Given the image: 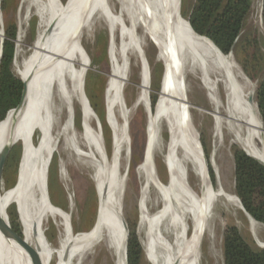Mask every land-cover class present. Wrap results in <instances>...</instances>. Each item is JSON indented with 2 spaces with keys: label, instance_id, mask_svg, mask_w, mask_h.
Returning a JSON list of instances; mask_svg holds the SVG:
<instances>
[{
  "label": "bare ground",
  "instance_id": "1",
  "mask_svg": "<svg viewBox=\"0 0 264 264\" xmlns=\"http://www.w3.org/2000/svg\"><path fill=\"white\" fill-rule=\"evenodd\" d=\"M118 2L119 9L113 11L107 0H66L65 5L61 0H23L27 16L33 14L37 19V32L30 54L16 67L26 88L23 108L20 112H9L0 122V147L3 150L12 149L15 144L22 147L17 181L0 197V226L8 206L15 205L21 217L24 240L14 236L6 240L0 233V264H25L28 249L38 253L37 264H50L54 255L58 256L56 264H82L84 257L99 247L113 251L115 264H125L123 232L117 217L123 218L121 205L130 162L128 160L124 171L120 172L119 154L128 144L124 123L138 105H147L150 91V73L140 51L142 41L135 33L137 25L155 46L164 67L157 105L154 111L147 110L145 156L135 169L141 181L140 227L146 238L141 244L147 261L151 264H202L201 243L217 204L223 201L226 206L242 212L235 194L223 191L217 175L216 188L211 182L198 132L189 118L190 110L203 111L188 100L186 73L194 72L199 76L213 109L216 128L225 130L231 144L238 145L264 165V128L254 100L255 86L242 73L233 55H223L209 40L192 32L180 15L178 0ZM99 14L111 33L108 50L111 71L105 88L110 113L116 111L111 109V104L128 81L131 53L137 55L141 67L139 95L131 109L123 107L122 111H117L122 123L114 130L110 159L102 150L100 123L91 113L84 91L90 63L83 51L82 31L89 30ZM78 105L83 130L78 155L93 170L92 180L99 203L97 217L88 232H68L53 251L43 239L45 226L49 219L69 218L51 204L48 196V168L55 152L53 114L59 106L67 126L75 128ZM161 128L168 136L163 147ZM37 129L41 135L34 144ZM161 147L168 176L166 184L160 182L154 168L155 152ZM213 161L212 155L211 166ZM190 174L198 181L197 190L190 184ZM247 220L252 231L259 227L252 219ZM258 245L264 247V243L258 242Z\"/></svg>",
  "mask_w": 264,
  "mask_h": 264
},
{
  "label": "rangeland",
  "instance_id": "2",
  "mask_svg": "<svg viewBox=\"0 0 264 264\" xmlns=\"http://www.w3.org/2000/svg\"><path fill=\"white\" fill-rule=\"evenodd\" d=\"M187 1L191 2V0ZM261 1L262 0H252V6L249 16L240 34V41L244 40L246 37L252 35L253 33H255L258 41V46L261 54V63L254 80H250L244 74L240 64L238 63V59L243 60L246 55L239 52L236 55L234 51L232 52L234 60L240 67L242 73L255 86L254 100L258 83L264 78V25L262 24V21L260 19ZM1 2L2 0H0V39L2 40L1 36L4 34V27L8 26L9 24H16L18 29L13 72L19 78L16 73V67H19L22 61L25 60V58L30 54V47L36 37L37 19L33 14L27 16V11L25 10L26 6L23 4V0H7L4 11H2L1 9ZM61 2L65 5L66 0H61ZM107 2L112 7L113 11H117L119 9L118 0H107ZM178 5L180 15L183 18L182 0H178ZM104 32L107 33V44L105 45V47L103 39ZM135 33L140 37V40L142 41L143 52L148 51L150 56L153 57V65L155 63H159L161 65L163 77V66L162 63L158 60L157 50L155 46L144 35L141 26L137 25L135 27ZM116 37L119 48V34ZM81 39L82 46L85 49L88 58L90 59L88 71L91 74L92 80L89 89L91 91V94L94 96L95 101L103 106L105 123L109 130V137L107 139H110V143L103 141L104 139H102L101 137V146L103 148L102 150L110 159L113 154V144L115 143L114 130L120 127L122 123V119L120 120L121 114H119V112L117 111H122L123 107L129 110L133 106L137 96L139 95V74L141 67L137 55L135 53H131L128 57V81L125 83L124 90L116 94V98L111 104V109L114 108L116 111L110 113V106L105 98V88L109 73L111 71V61L108 51L111 33L101 14H99L94 19L89 30L82 31ZM92 59L98 60V64L94 66L92 64ZM149 69L151 72H149L151 87L153 79V69L150 66ZM161 81L162 78L160 80V87ZM185 85L187 87V97L190 104L195 108L198 107V109H201L203 111L200 113L196 110L189 111L190 122H192L193 126H195L198 132V141L199 143H201L200 140L204 142L205 149L209 155V159L213 155V170L220 181L223 191L234 193L233 148H241L236 144L230 143V136L225 130L216 128V119L213 115V109L210 106L208 98L206 97L205 90L202 88L199 76L194 72L186 73ZM150 93H152V89H150L148 95ZM148 103L150 104L149 96ZM148 103L147 105L146 103L138 105L128 115L126 122H123L125 127L124 129L128 138V144H126L125 147H122L123 150L121 149L119 154V171H124L126 162L128 160L130 162L129 167L131 166V168L128 169L125 180V190L123 192L121 205L122 216L125 222L127 219L136 224V234L140 244H143L146 238L143 229H141L140 227L141 181L135 169L142 163L147 148L146 125L148 112L146 107L148 106ZM56 108L57 112H54L53 114V122L55 124L53 144L55 152L50 164L48 178L54 176L55 185L53 191L51 192V199L53 203L57 206L61 205V208H63L61 210L64 211L69 216V218L62 221H54L52 219H49L48 223L45 226L44 233L53 251L57 250L61 238L65 237L68 232H71L72 234L88 232L93 227L96 221L99 205L97 192L92 180L93 170L92 168L87 166L85 164V161L78 155V152L80 150L78 142L83 133L80 122L77 119L75 128H73L72 126H67V119L63 111L59 109V106H57ZM77 108L80 110L79 105L77 106ZM95 123H92V127H95ZM99 127L101 128L100 124ZM40 135L41 131L37 129L34 132L33 136L34 144L38 142ZM167 140V133L165 132L164 128H161L160 142L162 147L167 143ZM132 144L134 146L133 161L131 152ZM15 147L16 148H14L10 157L12 158V160H17V166L16 170H13V167H11L12 163L10 162L8 176L9 182L12 183V185H14L17 181V170L20 161L19 149L22 152V147L19 144H15ZM162 147L161 150H158L159 152H155L154 168L160 182L162 184H166L168 181V176L162 157L164 150V148ZM215 179L217 178L215 177ZM190 184L194 190H197L198 181L196 180L194 174H190ZM214 188H216V180ZM151 196H153V194ZM200 199L201 198H199L198 201H200ZM16 212L19 218V223L24 240L21 217L17 209ZM258 225L259 227L252 231L243 212L226 206L223 201L219 202L214 210L213 218L209 224V230L203 237L201 243L202 264H223V234L231 226L236 227L244 239L249 242H253L256 246L259 247L258 242L264 243V227L261 224ZM142 248L144 254V260L142 264H151L146 259L145 249L143 245ZM35 253L38 257V253L36 251ZM37 261L36 257H34L31 252H29L28 257L26 254L24 255L25 264H35V262L37 264ZM57 261L58 256L54 255L51 258L50 264H56ZM115 263L116 260L113 251L105 247L94 249L91 253L86 255L82 261V264Z\"/></svg>",
  "mask_w": 264,
  "mask_h": 264
},
{
  "label": "trees",
  "instance_id": "3",
  "mask_svg": "<svg viewBox=\"0 0 264 264\" xmlns=\"http://www.w3.org/2000/svg\"><path fill=\"white\" fill-rule=\"evenodd\" d=\"M6 1L2 0L1 2L2 11L5 10ZM251 6L252 0H191V2L182 0V16L188 20L195 34L208 39L223 55L227 56L231 51H234L236 55L238 52L244 53L246 55L245 58L243 60L238 59V63L244 74L250 80H254L261 63L257 38L255 33H253L240 41V34L249 16ZM261 21L264 25V0H262ZM17 35L18 29L16 24L11 23L4 27L0 59V122L6 118L8 112L17 108L24 88L21 80L13 72ZM103 39L105 47L107 44L106 32L103 33ZM144 53L148 65L153 69V79L150 87L152 93L149 94V102L151 110L154 111L158 101V93L160 92L162 69L159 63L153 65V57L150 56L148 51ZM92 64L94 66L97 65L98 60L92 59ZM91 80L92 77L88 71L85 78V95L93 114L101 125L104 141L110 143V139H107L109 137V130L105 123L103 106L95 101L89 89ZM255 101L264 128V78L258 83ZM77 119L80 122L81 114L78 108L76 110V121ZM200 142L204 156L206 157L208 173L214 186L215 173L209 162V155L205 149L204 142L202 140ZM14 148L16 147L14 146L11 149L10 154H12ZM19 152L21 158L20 149ZM131 152L133 161V144ZM233 161L234 194L238 198L243 210L256 223L264 227V166L237 147L233 148ZM10 162L12 163L11 167H13V170H16L17 160H12L10 157ZM54 185V176H51L48 178V196L51 204L61 210L63 209L61 205L57 206L51 199ZM126 224L129 230L126 245V264H142L144 254L142 245L137 238L136 224L127 219ZM13 227L14 232L22 239L19 218L14 220ZM222 257L223 264H264V248H260L253 242L247 241L241 236L236 227L231 226L223 234Z\"/></svg>",
  "mask_w": 264,
  "mask_h": 264
},
{
  "label": "water",
  "instance_id": "4",
  "mask_svg": "<svg viewBox=\"0 0 264 264\" xmlns=\"http://www.w3.org/2000/svg\"><path fill=\"white\" fill-rule=\"evenodd\" d=\"M261 14H262V1H261V10H260V19H261ZM187 24L189 25L191 31L195 34V32L192 30L188 20H187ZM79 33V32H78ZM197 35V34H195ZM198 36V35H197ZM2 37V40H1V43H0V59H1V53H2V43H3V35L1 36ZM200 37V36H199ZM204 38V37H203ZM206 39V38H205ZM208 40V39H207ZM212 43V42H211ZM213 44V43H212ZM214 45V44H213ZM215 46V45H214ZM217 49V48H216ZM218 50V49H217ZM233 50V49H232ZM83 51L86 53L85 49L83 48ZM141 54H142V59H143V62L145 63L146 67L148 68L149 72H150V69H149V65H148V62H147V59L144 55V52L143 50H141ZM219 51V50H218ZM220 52V51H219ZM87 55V53H86ZM229 55H232V51L230 52ZM88 57V55H87ZM88 60L90 61V59L88 58ZM163 66V65H162ZM151 73V72H150ZM163 73H164V67H163ZM20 79V78H19ZM21 80V79H20ZM151 81V80H150ZM21 82L23 83V81L21 80ZM23 92H22V97H21V100H20V103L18 104L17 108L12 110V111H15V112H20L23 108V105H24V98H25V93H26V88H25V85L23 83ZM256 104V103H255ZM257 107V105H256ZM148 112L151 111V107H150V104L148 103V108H147ZM11 112V111H10ZM9 113V112H8ZM93 114V112H91ZM94 115V114H93ZM130 141V139H129ZM10 149L11 147L7 148L6 150H3L1 147H0V197L7 191H9L10 189H12V187L14 185H12V183L9 182V168H10ZM244 152V151H243ZM204 154V153H203ZM246 155H248L247 153H245ZM204 156V155H203ZM249 156V155H248ZM251 157V156H249ZM204 158H206L204 156ZM253 158V157H251ZM254 160H256L255 158H253ZM257 161V160H256ZM259 162V161H257ZM260 163V162H259ZM261 164V163H260ZM262 165V164H261ZM264 166V165H263ZM127 176V175H126ZM237 198V197H236ZM238 199V198H237ZM239 201V200H238ZM240 203V202H239ZM241 206V204H240ZM241 210L242 212L244 213V215L246 216V218H249V219H252L242 208L241 206ZM18 218V215H17V212H16V207L15 205L13 204H10L8 206V208L6 209V215H5V218L3 220V223L2 225L0 226V233L1 235L6 239V240H10L13 236L18 238L19 239V235L17 233L14 232V227H13V222L15 219ZM253 220V219H252ZM117 221H118V224L120 225V228L123 232V242H124V254H125V264H126V245H127V240H128V235H129V230H128V227H127V224L124 220V218L121 217V215H119L117 217ZM254 221V220H253ZM43 239L45 241V243L47 245H49L48 241H47V238L45 236V233L43 234ZM260 247V246H259ZM260 248H264V247H260ZM32 255H34V257H36V259L38 258L37 257V254L35 253L34 250L32 249H28Z\"/></svg>",
  "mask_w": 264,
  "mask_h": 264
}]
</instances>
